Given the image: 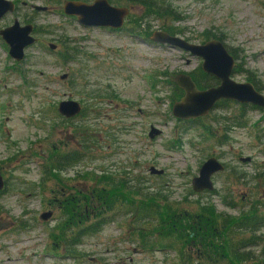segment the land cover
Segmentation results:
<instances>
[{"label":"rangeland","instance_id":"rangeland-1","mask_svg":"<svg viewBox=\"0 0 264 264\" xmlns=\"http://www.w3.org/2000/svg\"><path fill=\"white\" fill-rule=\"evenodd\" d=\"M66 1L23 0L0 22V28L16 19L32 24L37 39L21 62L0 43V169L6 181L0 193V264H182L177 250H146L138 232L150 229L134 227L124 209L106 214L99 231L70 247L73 253L53 238L59 232L40 217L52 210L53 191L70 188L88 195L101 187L98 177L105 174L126 179L133 188L141 183L160 191L191 212L200 202L235 217L251 210L264 216L263 110L229 102L195 123L180 122L169 83L203 62L179 49L147 45L128 31L84 27L64 15ZM150 1L182 18L147 19L153 33L167 25L195 44L220 38L237 61L233 79L253 83L264 94V0ZM111 4L130 9L127 28L147 11L132 2ZM34 6L53 12H36ZM67 53L77 54L66 63ZM67 100L81 103L79 116L60 115L59 104ZM242 121L244 126H236ZM152 127L162 133L150 139ZM75 151L84 156L80 163L58 171L57 179L45 176L54 154ZM211 157L225 171L215 175L214 191L196 194L192 180ZM151 167L164 175H151ZM257 236L252 250L262 255L264 225Z\"/></svg>","mask_w":264,"mask_h":264},{"label":"trees","instance_id":"trees-1","mask_svg":"<svg viewBox=\"0 0 264 264\" xmlns=\"http://www.w3.org/2000/svg\"><path fill=\"white\" fill-rule=\"evenodd\" d=\"M109 1L116 5L132 2L146 8L147 11L142 16L131 21L130 28H127V23L125 25L124 31H128L135 36L149 37L153 34L152 27L147 20L149 18L159 20L172 18L173 22L182 20L169 7L164 8L158 2L155 3L150 0ZM162 29L172 36H182L183 33L173 26L167 27V25H164ZM69 54L67 53L65 57L66 63L73 61L77 53H72L71 56ZM191 76L200 89L214 86L216 83V79L212 76L198 75L197 73H191ZM169 84L172 87V101L180 100L184 95L183 91L174 81ZM257 89L261 91L260 88ZM228 103L229 101H223L219 106ZM251 107L257 108L255 106ZM189 122L195 123V121H188L187 123ZM244 125V121L236 123V126ZM211 135L213 136L212 133ZM83 158L84 156L77 151L54 154L46 165L44 174L46 177L53 176L57 179L58 171L64 168H73ZM98 183L101 187L87 195V204L81 203V200L71 199L61 202L64 214L63 222L64 220H73L75 217L74 212L87 210L88 221L95 219L93 222L88 223L87 235H91L102 228V223L107 221L109 217L106 214L124 209L127 216L131 215L130 222L133 223L134 227L150 229L148 232H138L141 243L146 250L149 248H161L164 251L177 250L180 256L183 257L182 264H264V253L255 255L252 250L259 244L260 237L257 236V233L264 225V216H261L256 210L242 212L235 217L218 212L214 205L197 202V209L191 212L187 209H181L179 206L181 203H171L168 197L162 196L160 191L151 192L148 191L149 188H142L141 183H138V187L133 188L129 186V181L126 179L116 180L113 176L107 174L98 177ZM223 201L224 204L230 206L227 198H224ZM114 217H116V213ZM113 218L111 219L114 220L115 218ZM57 230H59V234L57 236L52 234L53 238H59L65 242L67 244L66 250L73 253V249H70L68 244L71 243L70 247L74 244V234L67 235L65 225ZM68 236H71L73 241L68 242ZM81 236V233H79L78 237ZM152 237L158 239L156 241L150 240L149 238ZM200 254H204L206 262L201 259L198 260Z\"/></svg>","mask_w":264,"mask_h":264},{"label":"water","instance_id":"water-1","mask_svg":"<svg viewBox=\"0 0 264 264\" xmlns=\"http://www.w3.org/2000/svg\"><path fill=\"white\" fill-rule=\"evenodd\" d=\"M36 10L46 12L48 8L36 6ZM14 11L15 4L12 1L0 0V18ZM130 13L129 8L114 6L109 0H95L92 3L70 0L64 5V14L77 17L79 24L87 28H107L119 31L125 26ZM33 33V25L22 26L18 21L8 29L0 31V35L9 46L10 56L18 62L25 59L26 49L37 42ZM150 40L158 45L182 50L193 58L202 59L203 70L220 81L217 87L201 90L191 75L178 74L174 81L183 90L184 96L173 105V115L176 119L192 121L207 117L221 101L255 106L262 109L264 113V94L258 91L253 83H239L233 79L237 62L222 41L215 39L204 44H195L181 36H172L163 30L155 31ZM50 48L55 50L56 46L52 44ZM58 111L64 118L72 119L79 116L83 108L80 102L67 100L59 104ZM161 133L162 131L152 127L149 137L153 139ZM251 161V158L241 159L243 163ZM224 171L225 165L218 158L207 159L200 168L199 176L192 180L193 191L198 194L204 191H214L213 179L215 175ZM149 172L153 176H162L165 173L155 167H151ZM5 187L6 182L0 170V193ZM51 217L52 212H45L41 215V220L47 221Z\"/></svg>","mask_w":264,"mask_h":264},{"label":"flooded vegetation","instance_id":"flooded-vegetation-1","mask_svg":"<svg viewBox=\"0 0 264 264\" xmlns=\"http://www.w3.org/2000/svg\"><path fill=\"white\" fill-rule=\"evenodd\" d=\"M10 1H12L14 4H15V11L13 12V13H8V14H6L5 16H3L2 18H0V22H2V21H5V19L9 16V15H13V14H15L18 10H19V5H20V3H22V1L23 0H10ZM67 1H70V0H67ZM66 1V2H67ZM77 1H83V2H86V3H92V2H94L95 0H77ZM65 2V3H66ZM65 3H64V5H65ZM22 5H24L25 7H28V4L27 3H23ZM64 5H63V12H64ZM47 8V7H46ZM32 9L34 10V11H36V12H41V11H37L36 10V6H34V7H32ZM51 9H48V11H50ZM48 11H46V12H48ZM51 12H53L52 10H51ZM65 15V14H64ZM67 17H70L71 19H74V20H76L77 22H78V18L77 17H71V16H67ZM128 19V18H127ZM19 22L22 26H25V25H32V24H22L19 20H15L14 21V23H13V25L16 23V22ZM127 22V21H126ZM13 25H11V26H13ZM125 25H126V23H125ZM11 26H5L4 28H0V31H4V30H6V29H8L9 27H11ZM124 28H125V26H124ZM124 28L122 29V30H119V31H114V30H112V29H105V28H99V29H105L106 31H108V32H111V33H116V34H120V33H122L123 31H124ZM34 31H35V28H34ZM132 37H134V38H137V39H140L142 42H144L145 44H150V43H152L151 42V40H150V38H151V36H149V37H140V36H135V35H132ZM212 40H215V39H212ZM216 40H220L221 41V39L220 38H216ZM188 41V40H187ZM208 41H211V40H208ZM208 41H206V42H208ZM149 42V43H148ZM190 42V41H189ZM205 42V43H206ZM223 42V41H222ZM0 43H5V45H6V47L8 46V44H7V42H6V40L3 38V36H1L0 35ZM224 43V42H223ZM202 44H204V43H202ZM151 45V44H150ZM157 45V44H156ZM224 45H225V43H224ZM161 46V45H160ZM9 47V46H8ZM225 47H226V45H225ZM227 48V47H226ZM228 51H229V49H228ZM229 53L231 54V52L229 51ZM9 55H10V49H9ZM232 55V54H231ZM233 57H234V55H232ZM11 57V56H10ZM12 58V57H11ZM235 58V57H234ZM195 59H198V60H201L202 62H203V60L202 59H200V58H195ZM236 59V58H235ZM202 65H203V63H202ZM202 65L199 67V69H201V71H199V69L197 70V71H193V72H184V73H187V74H189V75H191V73H197L198 75H207V76H212L214 79H216V83H215V85L214 86H211V87H208V88H205V89H209V88H213V87H217V86H219L220 85V81L215 77V76H213L212 74H207L204 70H203V68H202ZM193 78V77H192ZM194 80V79H193ZM195 82V81H194ZM196 83V82H195ZM196 85H197V83H196ZM198 86V85H197ZM199 88V87H198ZM200 89V88H199ZM205 89H201V90H205ZM183 91V90H182ZM184 93V92H183ZM184 96V95H183ZM182 98V97H181ZM180 98V99H181ZM221 102H223V101H221ZM221 102H219L217 105H216V107L215 108H217L218 106H219V104L221 103ZM231 102V101H230ZM242 106H244V105H242ZM249 163V162H248ZM226 168V167H225ZM1 170V169H0ZM62 189H65V190H67L68 192H69V195H66V193H65V191L64 190H62ZM59 191H61V193L59 192ZM204 192H206V191H204ZM204 192H201V193H199V194H203ZM209 193V192H208ZM53 196H52V201L50 202V205H51V209L52 210H50L51 212H52V217L47 221V222H50L52 225H53V227H54V229L55 230H57V229H60V227L62 226V225H65V227H66V234L67 235H73L74 234V237H75V242H74V244L71 246V247H73V246H75V247H78L79 245H81L82 243V240H83V238H85L86 236H87V227H88V223H89V221H88V212H87V210H85L84 212L83 211H81V212H74L73 213V215L75 216L74 217V219L72 220V219H70V220H64V222H63V217H64V214H63V212H62V208H63V206L61 205V202L62 201H64V200H67V199H71V200H81V203L83 202L84 204H87V198H88V196H87V192L86 191H83V190H81L80 191V193L78 192V191H73L72 189H70V188H61L60 190H58V191H56V190H54L53 191ZM80 210H81V208H79ZM58 211V212H57ZM57 213H59V217H58V215H57ZM57 231H59V230H57ZM79 233H81V237H78L79 236ZM68 238H69V241L68 242H71V241H73V238L71 237V236H68ZM71 244V243H70ZM70 244H68L69 246V248H70ZM67 245V244H66ZM70 249H72V248H70ZM136 252V251H135ZM203 260V261H206V258L204 257V254H200L199 256H198V260Z\"/></svg>","mask_w":264,"mask_h":264}]
</instances>
